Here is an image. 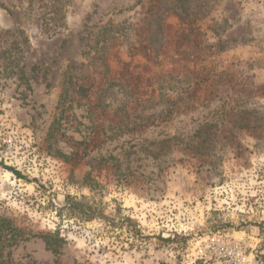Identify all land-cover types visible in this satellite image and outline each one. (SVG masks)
<instances>
[{"label": "rangeland", "instance_id": "obj_1", "mask_svg": "<svg viewBox=\"0 0 264 264\" xmlns=\"http://www.w3.org/2000/svg\"><path fill=\"white\" fill-rule=\"evenodd\" d=\"M53 1L0 0V262L263 264L264 0Z\"/></svg>", "mask_w": 264, "mask_h": 264}, {"label": "trees", "instance_id": "obj_2", "mask_svg": "<svg viewBox=\"0 0 264 264\" xmlns=\"http://www.w3.org/2000/svg\"><path fill=\"white\" fill-rule=\"evenodd\" d=\"M53 2H59V0H54ZM60 11L61 10L58 7H55L54 16L50 18V22L48 21L44 23V26L48 29L61 26L63 23L60 18ZM28 41L29 40L22 29H4L0 25V66L2 68L0 73L7 78H15L20 82H25L27 85H29L30 80L27 75L25 64V53ZM100 57L104 58L105 56L101 55ZM67 73L68 74L65 76L63 83L60 104H63L67 98L71 97L69 96L70 87L73 81L71 66ZM53 126L55 127V124L52 125V127ZM66 208L72 215L84 220H93L97 217H101L100 215H103L102 212L98 211V208L91 204L90 200L85 197L80 200L72 198L66 204ZM44 240L46 241L48 248L54 253H58L62 239L55 235H45ZM262 260V263L264 264V256H262ZM0 264L2 263L0 262Z\"/></svg>", "mask_w": 264, "mask_h": 264}]
</instances>
